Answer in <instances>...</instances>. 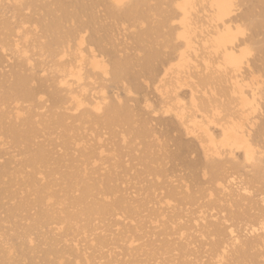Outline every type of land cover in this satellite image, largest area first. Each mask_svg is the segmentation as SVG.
Listing matches in <instances>:
<instances>
[{
  "label": "bare ground",
  "instance_id": "bare-ground-1",
  "mask_svg": "<svg viewBox=\"0 0 264 264\" xmlns=\"http://www.w3.org/2000/svg\"><path fill=\"white\" fill-rule=\"evenodd\" d=\"M151 2H153V5L150 4ZM248 2L250 4L253 3L254 6L248 8L245 13L242 11L244 13L243 15L242 13L241 14L238 13L241 9L240 5L242 3H243L242 5H244V3L246 4ZM260 4H264V0H0V78L1 77L3 78V79H0V90H2L1 97H0V106L3 107V105H6L5 103L7 102L14 104V108H13L14 111L12 113H9V115H10V119H12L11 117L13 116L14 121L16 120L18 121V119H20L19 117H21V115L23 114L20 108L25 106V105L23 106L22 104L24 103L32 104L33 102L37 103L38 100H41L42 102L43 100L42 98H44L42 96H45V95H43L44 93L41 92L42 89L40 88L45 87V86H44V82H42V79L41 81L40 79L38 80L37 78L38 73H34V70L38 68L40 70V74L48 76L49 77L48 81H51L53 83L51 86H46V89L50 87L54 88L53 91L49 92L47 96L49 97V100L51 101L49 103H52L51 104L52 107H54L55 109H60V110L64 109L65 112H68V113L70 112V115H74V116L76 113L82 112L81 115L79 114L80 116L78 115L79 117L76 118L77 120L75 119V121H78L77 123L83 122L86 119H90L88 121H91V120L93 121L91 122L93 124V127L98 125L99 127L100 126L104 127L103 131L104 129H109L108 131L113 132V130L111 129H113L114 127L116 128L121 125L129 127L131 125L133 121L131 116H133L132 113L134 112L132 110L133 109L132 106L130 107L128 102L129 101L132 102L133 100L135 101L134 104H136V100L133 99V95L143 92L144 86L142 85L144 82L146 83V85H148L147 82L150 83L152 81L153 83L152 82L151 83L154 85L153 91H155L156 95H158V97L156 98H158L159 101L157 100L158 104L157 105L155 104L158 107L156 109L153 106L150 107L149 102L147 103L148 100L146 99H145L146 101L143 100V102L145 103V107H147L146 109L150 111V108L153 107L152 108L153 111L148 112V114L158 113L157 114L158 117L160 114V117L158 118L159 120H161V123L159 122L160 126H162L161 124H163L164 126V123L166 124L167 122L171 121L173 123L171 124L173 126L174 124L175 125L177 124V126L181 128L180 130L183 131V134L188 136V138L190 137L191 140L192 139L196 140V142L199 145L200 151H201V156L202 158L205 159L203 160L207 164V167H205V170L208 169L209 172L207 173H210L207 175L208 176L211 175L212 176L211 178H213L216 183L213 182V180L211 179L212 182L216 186H218L217 191L219 192L216 193V191L214 190L215 191L214 193V191L212 190L211 192L214 193L212 195L216 196V200L219 197V196L217 197L218 194L222 195L220 196L221 198L219 197L220 199L217 200L218 203H220V201H223V200L225 201L227 199L228 200L230 199L232 200V202H229L231 204L233 203V199L235 200L236 198H240L237 200V202L239 200L242 201L241 203L246 202L244 200L249 199L250 196L254 198L250 193V191L252 192V190L254 189L251 186H249L251 182H249L250 184L248 185L245 183L246 181L244 182L243 178L246 176H244L243 178L236 177L235 174L239 176L240 174L238 173H240L241 171L238 173H235V170L236 171L240 170L239 168H241V165L243 168L245 167V168L253 169V171L256 174L255 180H254V183H255V181L257 180L256 177L260 176L262 173V172L260 173L261 168H259V166L261 165V163L264 162V161L262 162V159L264 160V151H263L264 149H262L264 145V111H263L264 108H262V106H264L262 104L263 103L262 101L264 99V96H263L264 95V78H262L264 76V7L260 8V11L257 15H255L256 13L254 12L255 10L254 8ZM162 5H165V7L161 8ZM238 7L239 9H237ZM236 12H237V15L239 14L238 16L236 15ZM151 15L153 16L155 15V17L157 16L158 20L156 22H153L155 20L152 21L153 16L151 17ZM240 22H242V24H240ZM126 24L129 26L128 29L130 28L132 30L133 28L137 29V31H131L129 34L130 41H132V43L136 47V52H137L136 55H128V54L121 55L122 53L120 54L119 46L121 45L122 42L120 43L121 39L119 38V36L120 35L122 36V32H125L128 30L124 27V25ZM164 29L167 30V32L163 34L162 31ZM257 36L258 38L259 36H261V39L256 38ZM159 38L162 39V41L165 44L163 45V48L167 47V50H168L169 46L170 47L173 46L172 47L173 49L170 48L171 52L173 50V55L170 53L171 57H168V59L166 58L163 59L164 54L166 55V53L164 52V54L162 55L163 52L161 51L162 52L161 53L158 50L159 43L157 41L159 40ZM255 38L258 39L259 41H256ZM174 43H177L178 46L175 47ZM14 60H15V65L13 66V63L11 61H14ZM10 62L12 63L13 67L11 66L12 67L11 73L9 71L8 73L9 77L6 78L2 75L3 74L2 70L6 67L4 64L6 63L7 65ZM107 84H109L110 86H108ZM35 85H38V86H35ZM109 87L111 88V91H112V92L110 91L111 95L109 93V90H110ZM184 87H186L185 89H188L187 90L188 92H186L187 101H184L185 98H183L182 96V94L184 95L185 93L181 92L182 97H180V93L178 95L179 90L181 88L183 90ZM107 89H108V92L106 91ZM112 89L114 90V92ZM40 95L42 96L40 97ZM138 101L139 100H137V103ZM41 104L42 106L44 105L43 107L45 108L46 103L42 102ZM41 104L39 106L43 108ZM27 108H24V109L27 110ZM3 113L1 112L0 116H3ZM64 114L54 113L52 114L51 118L49 116V120H47L48 122L46 121L47 123L46 122L44 123L46 125L48 124L49 126L54 127L53 129L57 127L58 129H62L64 132H73L75 130V127L73 128V126L71 127V125L69 126L67 124L68 122L66 121H68L67 119H69L70 117ZM156 114H154V116ZM161 115L165 116V117H162L163 120L167 116L168 118L167 120L169 121L166 120V122H163ZM33 116L37 117L36 115H33ZM171 118L173 119V121L170 120ZM31 120L33 121V117L31 118ZM143 122H146V121H143ZM148 122L150 123V121ZM169 124H166L165 126L168 127L167 125ZM33 125H34L33 122H30V120L25 121V122L23 121V124H21V126H17L15 122H13V123H9L5 125L6 127H3L2 131L4 135L9 137V139L12 141L14 146L15 145L18 146V144L19 145L26 144V143L28 144L30 139L35 135L36 130L34 128L35 125L34 126ZM146 125L143 126V128L137 130L136 133L133 132V135L135 134L137 138L146 137V135L149 134V133L147 134L148 128L145 129ZM172 131L174 132L173 129ZM112 134L114 135V133ZM120 135L122 136V134ZM123 137H124V134L121 138ZM99 138H101L100 135H99ZM150 138L152 137L150 136ZM76 139H74L75 141L73 139H70V140L68 139V140L69 142L70 141L72 142L73 140L74 144L71 142L70 143L74 146L75 142H77ZM98 139H96V136H95V140L99 144L102 141H98ZM124 139L126 138L124 137ZM82 141L80 140V142ZM69 142H67V139H66L63 143V146L61 145L62 148L63 149H65V147L67 148V146L69 145ZM178 142H182V141H178ZM178 142H176V144ZM82 143L87 144V143H84V141ZM82 143H78V145L79 144L83 145ZM0 145L2 146V143ZM99 146L101 147V144ZM68 147H71V145H69ZM148 147L150 148V146ZM148 147H145V148H148ZM178 147H180L181 151H183L182 149H187L188 145L178 143ZM42 148L43 147H40L35 152L28 154V157L26 159L23 156L24 161L23 160L21 161L19 159L20 161L18 162V164H20V169L17 168V170H21V168L23 170L24 168L25 170L26 168L27 169L30 168L33 170V173L25 174L26 179H25L24 184L25 186L27 185V187H32L35 189V194L33 195V197L35 198L30 202L31 204L28 201L29 199L28 200L23 199L21 200L20 203L17 202L16 205L7 209L6 211L7 217L5 218L6 219L7 218L8 219L17 218V214L19 212H22L26 208L28 209V206L31 207V205L33 206L36 205L39 211H37V213L35 212L36 214L34 215L36 216H33L35 218L32 219V225H30L25 230H23L21 234H17L18 235L17 238L20 240V243H18L17 245L6 247L5 246L6 242L9 239L6 241L5 239L7 238L4 239V237L1 236L3 232L0 234V264H17L12 256L13 251L19 254L20 258L27 259V260L29 259L30 261L31 260L33 261L32 257H30V254L35 249L33 250V248L30 246V244L33 243L32 242L33 240L31 241L30 234H32L33 231L39 228L42 230L43 227H47L48 229V226L50 227L51 225L55 226L54 229H50L53 233H51L49 230V232L53 234V236L46 237L45 239L43 238L44 239L43 244L44 246H46V248L41 251V262H42L41 264H59V263L62 264L64 262L63 261L64 257L68 258L70 257V255L71 257H73L74 260L72 259V262H70L71 260L70 261L65 260L64 264H81L82 262L84 264H99L98 262L102 261L101 259L103 258L104 255L101 257H96L93 253L92 254L87 253L88 250L96 247L93 244V242L96 241L95 239L87 238L89 239V242H88L89 244H87L88 246L84 248L83 246H80L81 244L79 245L78 241L75 239L73 240L65 239V237L67 238V236H69V233H70L69 231L73 229L71 228L72 224L76 226L77 223L78 222L80 223L82 221L81 219H83L85 221V222L83 221L85 225L84 226L80 225L81 230L84 233L88 230L92 234L94 231L97 230L93 226L94 217L102 218V217H105L106 215H109L110 217L111 214L112 216L113 215L118 216L119 213L123 216L124 214H128V216L130 217L129 214L134 216V212H136L138 208H136L137 206L133 207L132 205L133 203L132 204L127 203V201L123 199V197L122 199H116L111 202L107 200L105 201L106 197L110 196L109 194L113 196L114 194L112 195V193H115L116 195V192H117L115 190L116 188L114 187L115 188L114 189L113 186L111 187V185L109 184L111 182V178L109 177L111 174L108 172L109 174L103 176L104 178L97 181L98 183L92 182L90 184L87 182L86 183L82 182L83 185L81 184L82 186L80 185L81 188L78 190L79 195L77 194L78 195L77 197H72L70 199V202L72 204L69 202L71 204V207L73 206L74 209H75V206L83 207L84 205V207L80 211L75 212V213L73 212L69 213V211L67 210L68 212L66 211L67 213H65L63 211H54L52 210L53 208L50 209L48 202L51 200V197L46 196V191H48V189L50 190V185L41 186L42 183L39 185L38 182L40 181L37 180L38 178L36 179L38 175L41 176L42 174V173L40 174V172H37V167H40L43 164H46V162L48 163V160H49V155L45 152L46 149L44 150ZM84 148H87V147H84ZM84 148H81L82 149L81 153L83 152V154L81 155L85 158V160H88V162L85 161L84 163H82V165L85 164L84 166L86 167V163H90L91 161L89 160H93L95 157V154H97L99 150L96 149L97 153L95 154H94L95 149H94V152L93 151L91 152V150H89L90 153L86 152L85 154L84 151L86 150L83 151ZM67 149L69 150L70 148H67ZM101 149L102 148H100V150ZM104 151L101 150L97 154V156H99V159ZM181 151H179V153H181ZM177 152H178V149H177ZM185 152L183 151V155ZM237 154L239 155L238 157L241 158L242 160L241 164L234 163L230 167V164L234 162L236 158H238L236 156ZM181 155L182 153L180 154V156L178 155L179 159H181ZM224 157H225L224 160L226 161L228 158V163L227 162L224 163L225 161H222ZM102 158L104 159V156H102ZM0 159H2V157ZM7 160L11 161L10 158ZM7 160H5L6 162L5 165H1L2 163H0V189L4 185L3 186L4 188L2 187L3 188L2 193H0V210L3 206V203H2V200L4 198L2 197L4 195L3 192L9 194V191H11L10 187L12 183L11 184L9 183V181L11 180H9L8 183H6L7 185L3 183L5 176L9 172H11L9 174H12L13 176L14 173L12 172L15 170V169L14 170L12 169V171H10L9 166L7 168V165H9V162ZM97 160H98V157H97ZM229 160L232 162H230ZM82 161H84V159ZM178 161H181V160H178ZM183 161L184 160H182V167L188 169L189 172L186 169L187 173H189L188 175L192 174L193 172L196 173L195 170L198 169V166H199L198 164L201 163L200 165L201 167H203V164H202L203 161L199 163L196 162V164L193 162L191 164V162L189 163L187 161L188 163H185V166H183L184 165ZM100 162H102V160H100ZM14 164L16 165L15 161H14ZM101 165L103 164L101 163ZM17 166L19 167V165H16L15 167ZM92 166H93V163H92ZM226 166H229L231 170L230 171L227 170L226 172L225 169L227 168L229 169V167L225 168ZM147 167H144V168H146L147 171L149 169L148 173L149 175H152L150 173L152 172V170H150V167H148L147 169ZM203 169L200 168L199 172H203ZM83 170L84 172L87 171V167L86 168L83 167ZM23 173H20V174L23 175ZM152 173H155V172H152ZM246 173H245V175H247L246 178H248V173L247 174ZM9 174L7 176H9ZM251 174L253 175L254 173L252 172ZM262 174H263L262 176L264 177V172ZM196 176L199 177L198 174H196ZM189 177H191V175ZM17 178L19 177H16V179ZM78 178L79 177L75 173L66 175L65 180L68 181V184L66 183L67 186L64 189L63 194L65 196H68V193L73 192V190L76 188L75 186L78 185V183H76V181L79 180ZM249 178L253 179L254 177L251 176ZM258 179L259 180L256 182H260V177H258ZM195 180H198V179H195ZM245 180L248 181V179H245ZM190 181H192V179ZM162 184H165V183H162ZM248 186L251 188V190ZM153 187H154V184H153ZM175 188L174 189L172 188L173 191L171 190H168L169 192L167 191L168 193L166 195V199H167L166 201L163 200V203L162 201H159V203H156L158 205L160 204L159 206H161L162 208L163 206H165L164 207L165 209L168 208L167 210H169L168 212L170 213L174 212V208L177 209L175 206L173 207L172 204L170 205V201H169L175 197L176 195L175 193L179 195V192H177ZM99 189H102V191H99ZM76 190L77 189H75V191ZM151 190L152 189H150V191ZM93 191H97L98 193H100L102 197H104L103 201L95 200L94 202L87 203V200L92 195ZM257 191L258 190L256 188V192ZM154 192H155V188H154ZM152 193H153V190H152ZM209 193L208 194L206 193V195L207 196L210 195ZM154 194L155 193H153L152 196ZM260 194H258L259 200L256 203L259 206L260 205L262 206V212H260L261 215L260 214L256 215L255 218H252L253 215H250L252 217H248V218H252V219L250 221L248 220L246 221L248 224L245 222L246 225L244 224L245 228H243V233H241L242 231L237 233L238 231L237 230H236L237 232L234 231L235 230L234 227H232L233 230L229 229L228 238L225 240L222 239L223 232L221 230L223 228L221 229L220 222L221 220L227 219L225 218L226 216H223L224 218H221V220L217 218L220 221L218 222V220L217 221L215 220V217L217 216L215 214H212L214 215L212 216L214 219L211 217L212 218L211 220L217 222L216 226L219 224L220 229L218 226L215 227V225L214 226L208 225L206 223V218L208 216L205 217L206 216L205 211L204 212L202 211L203 213L201 212L202 214L200 213L201 215L196 220L194 218V221H195L193 222L194 227L196 228L199 227L198 229L200 233L201 231H204L203 229H205V232L203 233H205L207 236H208V233L212 231L211 233H213L214 235L210 233L209 236L212 235L211 237H217L218 241H216L213 244L211 243V245H209L211 246V250L210 251L206 250V252H212L213 256L209 254L210 255L209 257L216 260L212 264H225V261L227 262L230 261V259L228 260L227 258L229 256H231V258H233L234 261L236 259L243 260L244 255L246 256L245 257L246 259L250 255L247 256L246 254L247 252L245 253V251H247L248 249L249 250L258 249L259 246H261L264 243V208H263L264 207V194L263 192L261 195ZM11 197H14V194ZM64 198L66 199V197ZM183 198H184L183 200H185L187 197L185 198L184 196ZM5 199L6 197L4 198V200ZM191 200H193V198ZM251 200L253 201V204L251 205L254 207V205L256 204L255 203L256 200H253V199ZM213 201L211 202L215 203V201L214 202ZM224 203H228V201ZM11 204H13V202ZM237 204L239 205L240 208H242L243 206L242 204L240 203H237ZM233 206H235L234 203H233ZM161 207H158V209ZM27 209L24 210L23 213L27 211ZM30 209H32V207ZM250 209H253V208L250 207ZM160 210L162 209H159L155 213L156 217L158 218L165 217V210H162L164 211L163 213ZM195 210H197V208ZM251 211L254 212V209ZM168 212L167 214H169ZM222 212L223 210L220 213ZM175 217L170 218L171 219L170 225H174L175 222H178V221L180 222V219L183 216L178 217V218L177 216ZM122 219L123 220L127 219V216L126 218H122ZM227 220H224V221H227ZM233 220H234V217H233ZM155 221L157 222V220H154V222ZM199 222H201L202 224H200ZM221 223L223 224V221ZM119 224H118V227L121 226ZM59 225H62V226H59ZM63 225H66L68 227L67 236H66L67 230L63 227ZM200 226H201V229L203 228L202 230H200ZM230 226H233V225L230 224ZM230 226L229 228H231ZM211 227H213V230L209 231V228ZM184 228L187 229L186 227ZM61 229L64 230L65 237H63L64 234L60 232ZM183 229L181 231L178 229L179 236H184V232L188 231L189 228L187 230L184 229L185 231ZM226 229L228 230L227 227ZM77 230H79V228H77ZM57 231H59L60 234L62 233L63 236L58 235ZM46 232L48 233L47 230ZM180 232H182L183 234L182 233L180 234ZM47 233L45 234V236L47 235ZM203 233H201V235H204ZM4 235L6 237L5 233ZM59 237L60 238L63 237V238L60 239ZM196 238H198V235ZM127 239H129V237ZM199 239L201 238L199 237ZM104 240L105 239L103 238L98 239V241H96L97 242L96 245H98L99 247H106V244H105L106 241ZM135 240H132L130 238V240L126 241V244L128 246H132V244L134 245V243H136ZM136 247L137 246H135V248ZM130 248L128 247V249ZM163 248H164L163 250H166V251L170 250L169 241H167L163 245ZM131 249L136 250L133 247ZM132 250L131 251L129 250V251L132 252ZM129 251L128 253H130ZM261 253H259V255H261ZM119 255L118 257L120 258ZM132 255L133 257L136 256L133 253H131V256ZM136 258L137 257H135L134 259L130 258L131 261H129V263L137 264V260H135ZM252 258L254 259V257ZM204 259H206V257ZM109 260H112V259H109ZM254 261L256 260H253V262ZM123 263H124V260H123ZM103 264H106V263H103Z\"/></svg>",
  "mask_w": 264,
  "mask_h": 264
},
{
  "label": "rangeland",
  "instance_id": "rangeland-1",
  "mask_svg": "<svg viewBox=\"0 0 264 264\" xmlns=\"http://www.w3.org/2000/svg\"><path fill=\"white\" fill-rule=\"evenodd\" d=\"M151 5H153V2H151L150 3ZM243 4V3H242ZM240 5L241 6V9H240V11L238 12V13H242V15L246 12V10L248 9V8H250V7H252V6H254L253 5V3H244V5ZM249 4V5H248ZM238 5V6H239ZM248 5V6H247ZM162 7H165V5H162L161 6V8ZM243 7V8H242ZM246 7V8H245ZM264 7V4H260V5H258L257 7H255L254 9V12L256 13H254L255 15H257L258 13H259V11H260V8H263ZM245 8V9H244ZM237 9H239V7L237 8ZM243 9V10H242ZM244 13H243V12ZM236 15H237V12H236ZM239 15V14H238ZM237 15V16H238ZM153 15H151V17H152ZM241 16V15H240ZM155 15L152 17V21L153 20H155V21H153V22H156L158 19H157V16L155 17ZM240 24H242V22H240ZM128 25L126 24V25H124V27L126 28V29H128L129 28V26L127 27ZM133 28V27H132ZM131 31H137V29H135V28H133V30L130 28V29H128L127 31H125V32H122V36L120 35L119 36V38L121 39V41H120V43H121V45L119 46V50H120V54L121 55H136L137 54V52H136V47H135V45L132 43V41H130V37H129V34H130V32ZM127 32V33H126ZM163 32V34L165 33V32H167V30H163L162 31ZM124 34V35H123ZM127 37V39H126V37ZM256 38H258V36L256 37ZM255 38V40L256 41H259L258 39L260 38L261 39V36H259V38L258 39H256ZM123 40V41H122ZM124 40H126V41H124ZM160 40V41H159ZM159 40L157 41L159 44H158V50L162 53V55L164 54V52L166 53V55L164 54V57H163V59L164 58H166V59H168V57H171V54L173 55V50H172V52H171V50H170V48H172V47H170L169 46V49L167 50V47H165V48H163V45H165L164 44V42L162 41V39H160L159 38ZM161 42V43H160ZM162 44V45H161ZM124 45V46H123ZM174 45H175V47H177L178 45H177V43H174ZM121 47V48H120ZM125 47V48H124ZM174 47V48H175ZM127 48V49H126ZM162 48V49H161ZM164 49V50H163ZM173 49V48H172ZM125 50V51H124ZM122 51V52H121ZM171 53V54H170ZM255 55H256V53H255ZM165 59V60H166ZM12 63H13V66L15 65V60L14 61H11ZM10 62V63H11ZM10 63H8L7 65H6V63L4 64L6 67V69L4 68L3 70H2V75L4 76V77H6V78H8L9 76H8V73H9V71H10V73H11V68L13 67L12 66V63L10 64ZM12 66V67H11ZM4 67V66H3ZM10 68V69H9ZM26 69V68H25ZM6 70V71H5ZM27 70V69H26ZM25 70V71H26ZM28 73V72H27ZM34 73H38L37 74V78H38V80L40 79V81H41V79H42V82H44V86L45 87H42V88H40V89H42V91L41 92H43L44 94L43 95H45V96H42V95H40V97L42 96V97H44V98H42L43 100H42V102H45L46 104H45V108L42 106V102H41V100H38V102L41 104V106L43 107V108H41L39 105V103L37 102H33L32 104H22L24 107H21L20 109H21V112L23 113L22 115H21V117H19L20 119H18V121L16 120V121H14V119H13V116H12V114H11V118L12 119H10V115H9V113H12L13 111H14V104H12V103H10V102H7V103H5L6 105H3V107H1L0 106V113L2 112H4L3 113V116H0V125H1V127H0V144L2 143V146L0 145V158L2 157V159H0V163H2L1 165H5V160H7V159H9L10 158V160L11 161H9V160H7L8 162H9V165H7V168H8V166L10 167V171H12V169L15 171H13L12 173H14V175L12 176V174H9V173H11V172H9L8 174H9V176H5V179H4V182L3 183H5V185H7L6 183H8V181L9 180H11V181H9V183L11 184V191H9V194L8 193H4L3 192V196H2V194H1V196L2 197H6V202H5V200H4V198H3V200H2V203H3V206H2V208H1V210H0V220H1V222H0V228L2 229V231H1V229H0V234H1V236L2 237H4V239L5 238H7V239H5L7 242H6V247L8 246H12V245H17L18 243H20V240L17 238L18 237V235L17 234H21L22 233V231L23 230H25L27 227H29L30 225H32V219H34L35 217H33V216H36V215H34V214H36L37 213V211H39L38 210V207H36V205H31V207H32V209H30L31 207L30 206H28V209H27V211H25L24 213H23V211L24 210H26V209H24L22 212H19L18 214H17V218H12V219H6L5 217H7V213H6V211H7V209H9V208H11V207H13L14 205H16L17 204V202L18 203H20L21 202V200H23V199H29L28 201H29V203L35 198V197H33V195L35 194V189L34 188H32V187H27V185L25 186V184H24V182H25V177H26V173L28 174V173H33V170L32 169H30V168H26V170H25V168H24V170L21 168V170H17V168L18 169H20V164H18V162L21 160H23L24 161V158L26 159L27 157H28V154H31V153H33V152H35L38 148H40V147H43L42 149H46L45 150V152L49 155V160H48V163L46 162V164H43L42 166H40V167H37V172H40V174H41V176L40 175H38L37 177H36V179L38 180V181H40V182H38V184L40 185L41 183V186H43V185H50V190L48 189V191H46V196H49V197H51V200L48 202V204H49V208L51 209V208H53L52 210H54V211H63V212H65V213H67L68 211H69V213L70 212H73V213H75V212H78V211H80L83 207H84V205H83V207L82 206H75V209H74V207L72 206L71 207V202H70V199L72 198V197H77L78 195H79V189L81 188V186L83 185V183L85 182H87V183H92V182H96V183H98L97 181H99L100 179H102V178H104L103 176H105V175H108L109 173L111 174L109 177L111 178V182L109 183L110 185H111V187L113 186V188L117 191L116 192V195H115V193H112V195L113 196H111V194H109L110 196L107 198L106 197V199H105V201L107 200V201H109V202H111V201H113V200H116V199H122V197H123V199H125L126 201H127V203H130V204H132L133 205V207H135V206H137L136 208H138L137 209V213L136 212H134V216H132L131 214H129L130 215V217L128 216V214H124V216L123 215H121L119 212V214H118V216H112V214L110 215V217H109V215H106L105 217H94V219H93V226H94V228H96L97 230L96 231H94L92 234H91V232L90 231H86L85 233L81 230V226H84L85 225V221L83 220V219H81L80 221V223L78 222L77 223V225L75 226L74 224H72V227L71 228H73L72 230H70L69 232L71 233H69V236H67L68 234V227L66 226V225H63V227L67 230H65L63 227V229L66 231V236H67V238L65 237V234H64V230L63 229H61L60 230V232H62L63 234H64V236L62 235V233L60 234V232L59 231H57L58 232V235H62L63 237H65V239H71V240H73V239H75V240H77L78 241V243H79V245L80 246H83V248L84 247H87L88 245L87 244H89L88 242H89V239H87V238H92V239H95L96 241H98V239H105L104 241H106L105 242V244H106V247H99L98 245H96L97 244V242L95 241V242H93V244L96 246L95 248H93V249H90V250H88L87 251V253L88 254H94L96 257H101V256H103V258L104 257H106V258H102L101 260L102 261H99L98 263L99 264H103V263H106V264H108V262H109V264H114L115 262H117L118 260V262L117 263H115V264H130L129 263V261H131V259H134L135 257H137L135 260H137V264H203V263H205V264H212L214 261H216V260H214L213 258H211V257H209L210 255L211 256H213V253L212 252H206V250L207 251H210L211 250V246H209V245H211V243L213 244V243H215L216 241H218L217 240V237H211V236H209L210 235V233L212 232V231H210V230H213V227H211V228H209V233H208V236L205 234V233H203V232H205V229H203L204 231H201V233H203L204 235H201V233L199 232V227L198 228H196V227H194V223L193 222H195L194 221V218H195V220L205 211V214H206V216H205V214H204V216L205 217H207L206 218V223L208 224V225H215V227H219L220 225L218 224L217 226H216V223L217 222H215V221H213V220H211L213 217L212 216H214V215H212V214H215L217 217H215V220L217 221L218 219L217 218H219L220 220H221V218H224L223 216H226L225 218H227L228 220H229V222H228V220L227 219H224V220H227V221H224V220H221V222L223 221V224L218 220V222H220V224H221V231L223 232V237H222V239H227L228 238V233H229V229H231V230H233L232 229V227H234V231H236L237 233H239V232H241V233H243V228H245V222L248 220V221H250L252 218H255V216L256 215H261V213L260 212H262V206L260 205H258L256 202L259 200L258 198V194H262V192H263V194H264V191H262V190H264V177L262 176L263 174V172H264V165H263V159H262V162L263 163H261V165L259 166V168H261V170H263V171H261L260 170V173H261V175L260 176H257L256 177V181H258L259 179H258V177H260V182H256L255 181V183H254V180H255V176H256V174H255V172L253 171V169H249V168H243L242 167V165H241V168H239L240 170H235V173H238V172H240V173H238V174H240L239 176H237V174H235L236 175V177H240V178H243L244 176H246L247 177V175H245V173L247 172L248 173V178H246V177H244L243 178V180H244V182L248 185V184H250L249 182H251V184L249 185V186H251L254 190H252V192L250 191V193H251V195L254 197V198H252L251 196H250V198L249 199H247V200H244V201H246V202H243V203H241L242 201H238L237 202V200L238 199H240V198H236L235 200L233 199V203H234V205L235 206H233V203H231L232 204V206H231V204L229 203V202H232V200H223L224 202H226V201H228V203H224L223 201H220V203H218V201L217 200H219L221 197L220 196H222L221 194L219 195H217V200H216V196H214V195H212V194H214L215 193V191H216V193H218L219 191H217L218 190V186H216L213 182H215L214 181V179L213 178H211L212 176L210 175V176H208L207 174H210V173H207V172H209V170L208 169H206V170H208V171H206L205 170V167H207V164H206V162H204V158H202V156H201V151H200V148H199V145H198V143L196 142V140H194V139H192L191 140V138L189 137L188 138V136H186L185 134H183V131H181L180 129L181 128H179L178 126H177V124L175 125L174 124V126L172 125L173 123L171 122V121H169V120H167L168 118H167V116H166V118L163 120V118L162 117H165V116H162L161 115V118H162V121L163 122H166V120L167 121H169V122H167L166 124H169V125H167L168 127H166L165 125V123H164V126H163V124H161L162 126H160V123H161V120H159L158 118L160 117V114H159V117H158V113L156 114V113H154V114H156L155 116H154V114H148V112H152L153 111V107H155L156 109L158 108L156 105L158 104L157 103V100L159 101V99L158 98H156V97H158V95H156V93H155V91H153V82L150 84L149 82H147L148 83V85H146V83H145V85H146V87H145V85H144V83H143V85L142 86H144V90H143V92H140L139 94H136V95H133V99L134 100H136V104H138V105H136V104H134L135 103V101H133L132 100V102L131 101H129L128 103H129V106L131 107L132 106V108H130V109H132L133 110V112L134 113H132V115L133 116H131L132 117V119H133V121H132V123H131V125L129 126V127H127V126H118V127H114L113 129H111V130H113V132H110V131H108L109 129H104V131H103V128L104 127H102V126H94L93 127V124L91 123V122H93L92 120L91 121H88V120H90V119H86L85 121H83V120H81V121H83V122H80V123H77L78 121H75V119L77 118V117H79L80 115H81V113L82 112H80V113H76L75 114V116L74 115H70V112L68 113V112H65V110L64 109H55L54 107H52V103H49V102H51L50 100H49V97H47L48 96V93L49 92H51V91H53V89L54 88H52V87H50V88H48V89H46V86H51L53 83L51 82V81H48L49 80V77L48 76H46V75H41L40 74V70L38 69V68H36L35 70H34ZM5 74V75H4ZM6 74H7V76H6ZM10 75V74H9ZM41 75V76H40ZM262 78H264V76L262 77ZM0 79H3L2 77L0 78ZM263 80V79H262ZM50 83V84H49ZM141 83V84H142ZM108 86H110L109 84H107ZM35 86H38V85H35ZM44 88V89H43ZM143 88V87H142ZM186 87H184V91L182 90V88L179 90V92H178V95H179V93H180V97H182L183 96V98H185L184 99V101H187V93L186 92H188L187 90L188 89H185ZM49 89H51V90H49ZM109 93H110V91H111V88L109 87ZM46 90V91H45ZM113 90V89H112ZM141 90V91H142ZM1 92H0V97H1V93H2V90H0ZM107 92H108V89L106 90ZM149 91V92H148ZM151 91V92H150ZM112 92V91H111ZM113 92H114V90H113ZM185 93L184 95L182 94V93ZM118 93H120V92H118ZM142 93V94H141ZM144 94V95H143ZM154 94V95H153ZM181 94H182V96H181ZM109 95V94H108ZM110 95H111V93H110ZM156 95V96H155ZM264 96V95H263ZM154 97H155V99H154ZM140 98V99H139ZM148 100L147 101V103L149 102V104H150V107L151 106H153L152 108H150V111L148 110V109H146L147 107H145V103L143 102V100L144 101H146V100ZM137 100H139L138 101V103H137ZM263 103V105H264V99H263V101H262ZM154 103V104H153ZM36 104H37V106H36ZM156 104V105H155ZM29 105H30V107H29ZM29 108V110H28V108ZM48 107V108H47ZM140 107V108H139ZM145 109H144V108ZM3 108V109H2ZM22 108H23V110H22ZM24 108H27V110H25ZM38 108H40V109H38ZM53 108V109H52ZM155 108H154V110H155ZM262 108H264V106H262ZM33 109V110H32ZM43 109V110H42ZM136 111H135V110ZM50 110H52V111H50ZM55 110V111H54ZM60 110V111H59ZM26 111H28V112H26ZM40 111V112H39ZM47 111V112H46ZM63 111V112H62ZM81 111H83V110H81ZM264 111V110H263ZM31 112V113H30ZM50 112V113H49ZM132 112V111H131ZM6 113H8V114H6ZM26 113V114H25ZM28 113V114H27ZM54 113H56V114H64V115H66V116H69V117H67V118H69V119H67L68 121H66V122H68L67 124L70 126L71 125V127L73 126V128L75 127V132L73 131V132H64L62 129H58L57 127H55V129H53L54 127H51V126H49L48 124L46 125L44 122H46L47 120H49V116H50V118L52 117V114H54ZM66 113H68V114H66ZM137 113V114H136ZM145 113V114H144ZM6 114V115H5ZM36 115L37 117H35V116H33V115ZM47 116H46V115ZM80 114V115H79ZM143 114V115H142ZM147 114V115H146ZM1 115V114H0ZM9 115V116H8ZM32 115V116H31ZM42 115H43V117H42ZM79 115V116H78ZM137 116V117H136ZM148 116V117H147ZM33 117V121L31 120V118ZM41 117V118H40ZM46 117V118H45ZM73 117V118H72ZM147 117V118H146ZM169 117V116H168ZM44 120H43V119ZM72 118V119H71ZM152 118V119H151ZM160 118V119H161ZM170 118V117H169ZM71 119V120H70ZM157 119H158V121H157ZM5 120V121H4ZM28 120H30V122H33V124L35 125H33L34 126V128H35V130H36V133H35V135L30 139V141H29V143L27 144H18V146H14L13 145V143H12V141L9 139V137H7L6 135H4L3 134V131H2V128L3 127H6L5 125H7V124H9V123H13V122H15V124L17 125V126H21V124H23V121L25 122V121H28ZM40 122H39V121ZM77 120V119H76ZM138 122H137V121ZM170 120H172L173 121V119L171 118ZM35 121V122H34ZM72 121V122H71ZM87 121H88V123H87ZM135 121V122H134ZM142 121V122H141ZM143 121H146V122H143ZM148 121H150V123L148 122ZM48 122V121H47ZM46 122V123H47ZM86 124H85V123ZM141 122V123H140ZM153 122V123H152ZM157 122V123H156ZM160 122V123H159ZM162 122V123H163ZM82 123H84V124H82ZM147 123H149V124H146ZM159 123V124H158ZM172 123V124H171ZM76 124V125H75ZM151 124H153V125H151ZM157 124V125H156ZM37 125V126H36ZM75 125V126H74ZM142 127H141V126ZM146 125V127H145V129L146 128H148V131H147V134L148 135H146V137H136L135 136V134L133 135V132L134 133H136V131L137 130H139V129H141V128H143V126H145ZM83 126V127H82ZM156 128H155V127ZM172 126V127H171ZM50 129H49V128ZM86 127V128H85ZM138 127V128H137ZM161 127V128H160ZM175 127V128H174ZM79 130H78V129ZM100 128V129H99ZM128 128V129H127ZM134 128V129H133ZM165 128V129H164ZM178 128V129H177ZM39 129V130H38ZM58 129V130H57ZM82 129H83V131H82ZM96 129V130H95ZM102 129V130H101ZM116 129V130H115ZM136 129V130H135ZM154 129V130H153ZM170 131H169V130ZM172 129L174 130V132L172 131ZM176 129V130H175ZM42 130V131H41ZM78 130V131H77ZM133 130H135V131H133ZM151 130V131H150ZM158 130V131H157ZM163 132H165V133H163ZM167 130V131H166ZM108 131V132H107ZM115 131V132H114ZM117 131V132H116ZM129 131V132H128ZM178 131H180V132H178ZM38 132V133H37ZM154 132V133H153ZM166 132H168V133H166ZM69 133H70V135H69ZM78 133V134H77ZM80 133V134H79ZM85 133V134H84ZM87 133V134H86ZM92 133H94V134H92ZM102 133V134H101ZM112 133H114V135L112 134ZM119 133V134H118ZM152 135H151V134ZM157 133V134H156ZM77 134V135H76ZM91 134V135H90ZM108 134V135H107ZM120 134H122V136H123V134H124V137L126 138V139H124V137L123 138H121L122 136L120 135ZM99 135L101 136V138H102V140H101V138H99ZM126 135V136H125ZM64 136H65V138H64ZM74 136H75V138H74ZM83 136V137H82ZM86 136V137H85ZM95 136H96V139H98V141H102L101 143H99L98 144V142L95 140ZM97 136H98V138H97ZM149 138H148V137ZM150 136L152 137V138H150ZM183 136V137H182ZM71 137V138H70ZM79 137H81V138H79ZM77 138V139H76ZM79 138V139H78ZM4 139V140H3ZM7 139V140H6ZM9 139V140H8ZM56 139V140H55ZM67 139V142H69V140L70 139H76V141L77 142H75V145H77V146H79V147H77V146H73L71 143H73V140H72V142L70 143L69 142V145H71V147H68L67 146V148H70L69 150L65 147V149H63L62 148V146H63V143H64V141ZM69 139V140H68ZM92 139V140H91ZM135 139V140H134ZM154 139H155V141H154ZM189 139H190V141H189ZM80 140L82 141H84V143H87V144H83L82 142H80ZM182 141V142H178V141ZM194 140V141H193ZM75 141V140H74ZM79 141V142H78ZM86 141V142H85ZM89 141V142H88ZM91 141V142H90ZM174 141V142H173ZM124 142V143H123ZM176 142H178V143H182V144H185V145H188V148L187 149H182L184 152H185V150H186V152L184 153V155H183V151H181V148L180 147H178V143L176 144ZM5 145H4V144ZM10 143H11V145H10ZM77 143V144H76ZM78 143H82L83 145H78ZM74 144V143H73ZM101 144V147L99 146ZM108 144V145H107ZM110 144V145H109ZM4 145V146H3ZM62 145V146H61ZM91 145V146H90ZM103 145V146H102ZM150 146V148L148 147V146ZM7 148H6V147ZM9 146V147H8ZM20 146V147H19ZM107 146V147H106ZM261 146V145H260ZM45 147V148H44ZM72 147H73V149H72ZM75 147H77V148H75ZM84 147H87V148H84ZM89 147V148H88ZM91 147V148H90ZM97 147H99V148H97ZM145 147H148V148H145ZM178 147V148H177ZM262 147V146H261ZM14 148H16V149H14ZM62 148V149H61ZM81 148H84L83 149V151L84 150H86V151H84V153L86 154V152H88V153H90L89 152V150H91V152L93 151L94 152V149H95V152H94V154L95 153H97L96 152V149L97 150H99V151H101V150H105L106 151V153H105V151L102 153V155L100 156V159H99V156H97V154L99 153V151H98V153L97 154H95V157H96V159H95V157H94V162H93V160H89V161H91L90 163H86V167H87V171H85L84 172V170H83V167L84 168H86L84 165H82V163H84L85 161H87L88 162V160H85V158L81 155V154H83V152L81 153ZM100 148H102L101 150H100ZM176 148V149H175ZM11 149V150H10ZM61 149V150H60ZM93 149V150H92ZM177 149H178V152H177ZM180 149V150H179ZM198 149V150H197ZM262 149H264V145H263V148ZM262 149H261V151H262ZM4 150V151H3ZM10 150V151H9ZM75 150V151H74ZM80 152H79V151ZM8 151V152H7ZM13 151H14V153H13ZM149 151V152H148ZM179 151H181V153H182V155H181V159H179L178 158V155L180 156V154L181 153H179ZM193 151V152H192ZM264 151V150H263ZM75 154H74V153ZM174 152V153H173ZM178 154H177V153ZM188 152V153H187ZM192 152V153H191ZM7 153V154H6ZM13 154V155H12ZM22 154V155H21ZM104 154V155H103ZM175 154H177V155H175ZM199 154H200V156H199ZM9 155V156H8ZM12 156V158L14 157V156H16V155H18V156H16V157H14L13 159H14V161H15V163H16V165H19V167L17 166V167H15L16 165L14 164V161H13V159L11 158V156ZM82 157H81V156ZM8 156V157H7ZM23 156H24V158H23ZM102 156H104V159L102 158ZM115 156V157H114ZM173 156H175V157H173ZM177 156V157H176ZM237 157L239 156L238 154L236 155ZM79 157V158H78ZM97 157H98V160H97ZM114 157V158H113ZM183 157V158H182ZM4 158V159H3ZM107 158H109V159H107ZM175 158H177L178 160H181V161H178L177 159H175ZM227 158V157H226ZM20 159V160H19ZM84 159V161H82ZM204 159V160H203ZM225 159V157L223 158V160L222 161H225L224 163H228V158H227V161L226 160H224ZM239 161H238V160ZM75 160V161H74ZM100 160H102V162H100ZM108 160V161H107ZM182 160H184L183 162H184V165L183 166H185V163H190L191 162V164H192V162L193 163H195L196 164V162H202V164H203V167H204V169H203V167H201V163L200 164H198L199 166H198V169H196L195 171H196V173L195 172H193L192 174L194 175H192V174H190L191 175V177H189L190 175H188L189 173H187V171H188V169L187 168H184V167H182ZM58 161V162H57ZM103 161H104V163H103ZM105 161H106V163H105ZM188 161V162H187ZM221 161V160H220ZM221 161V162H222ZM230 161V160H229ZM241 158H236V160L234 161V162H232V161H230V162H232L231 164H230V167H231V165L232 164H241ZM180 162V163H179ZM4 163V164H3ZM12 163V164H11ZM92 163H93V166H92ZM94 163H95V165H94ZM101 163L103 164V165H101ZM116 163V164H115ZM8 164V163H7ZM88 164H90V165H88ZM143 164V165H142ZM11 165V166H10ZM89 167H88V166ZM101 165V166H100ZM83 166V167H82ZM91 166V167H90ZM105 166V167H104ZM150 167V170H152V172H155V173H152V172H150L152 175H149V173H148V171H149V169H148V167ZM99 167V168H98ZM102 167V168H101ZM115 167V168H114ZM144 167H147V169H148V171L146 170V168H144ZM227 167H229V166H226L225 168H227ZM229 167V169L227 168V169H225L226 170V172H227V170L228 171H230L231 170V168ZM40 168V169H39ZM184 168V169H183ZM203 169V172H199L200 170L199 169ZM101 169V170H100ZM186 169H187V171H186ZM9 170V169H8ZM178 170V171H177ZM206 172H205V171ZM250 170H251V172H250ZM17 171H19L20 173H23V171H24V173H23V175L22 174H20L19 172H17ZM174 171H175V173H174ZM183 173H182V172ZM202 171V170H201ZM233 171V170H232ZM109 172V173H108ZM145 172V173H144ZM161 172V173H160ZM189 172V171H188ZM254 173L253 175L251 174V173ZM36 173V172H35ZM73 173H75L79 178V180L78 181H76V183H78V185H76L74 188L75 189H77L76 191H75V189L73 190V192H69L68 193V196H65L63 193H64V189L66 188V183L68 184V181L67 180H65V177H66V175H69V174H73ZM83 173V174H82ZM84 173H85V175H84ZM241 173H242V175H241ZM246 173V174H247ZM162 174V175H161ZM174 174V175H173ZM196 174H198L199 175V177L198 176H196ZM203 174V175H202ZM204 174H205V176H204ZM223 174H225V173H223ZM10 175H11V177H10ZM19 175V176H18ZM249 175H251L252 177H254L253 179L252 178H249V177H251V176H249ZM21 176V177H20ZM171 176V177H170ZM172 176H174V177H172ZM183 176V177H182ZM223 176V175H222ZM242 176V177H241ZM8 177V178H7ZM15 179H14V178ZM16 177H19V178H17L16 179ZM196 177V178H195ZM204 177V178H203ZM208 177V178H207ZM45 178V179H44ZM168 178V179H167ZM173 178V179H172ZM175 178V179H174ZM176 178H178V179H176ZM182 180H181V179ZM193 178H195V179H198V180H195V179H193ZM188 179V180H187ZM192 179V181H190ZM213 180V182H212V180ZM245 179H248V181L247 180H245ZM250 179H251V181H250ZM16 182H15V181ZM18 180V181H17ZM178 180H180V181H178ZM208 180V181H207ZM242 180V179H241ZM242 180V181H243ZM252 180H253V182H252ZM156 181V182H155ZM166 181H167V183H169V184H167L166 183ZM171 181V182H170ZM206 181V182H205ZM83 182V183H82ZM180 184H179V183ZM209 182V183H208ZM211 182V183H210ZM248 182V183H247ZM18 183V184H17ZM46 183V184H45ZM162 183H165V184H162ZM174 183V184H173ZM216 183V182H215ZM258 185H257V184ZM10 184H9V186H10ZM23 184V185H22ZM82 184V185H81ZM153 184H154V187H153ZM168 185V187H167V185ZM173 184V185H172ZM219 184V183H218ZM217 184V185H218ZM81 185V186H80ZM152 187H151V186ZM170 185V186H169ZM211 185V186H210ZM4 186V185H3ZM2 186V187H3ZM150 186V187H149ZM164 186V187H163ZM173 186V187H172ZM177 186V187H176ZM216 186V187H215ZM248 186V187H249ZM1 187V191H0V193H2V189L4 188H2ZM6 187V186H5ZM101 187V186H100ZM176 187V188H175ZM184 187V188H183ZM209 187V188H208ZM212 187V188H211ZM9 188V189H10ZM102 188V187H101ZM154 188H155V192H154ZM163 188V189H162ZM175 188L176 190H177V192H179V195L177 194V193H175L176 195H175V197L172 199V200H169L170 201V205L172 204V206L174 207H176L177 209H175L174 208V212H168L169 210H167V209H165L164 207L165 206H163V208L161 207V206H159L158 204H156V203H159V201H162V203H163V200H167L166 199V195H167V193L169 192L168 190H171V191H173V189ZM207 188V189H206ZM250 188V187H249ZM256 188H257V192H256ZM150 189H152L153 190V193H155L153 196H152V190L150 191ZM161 189V190H160ZM188 189V190H187ZM62 190H63V192H62ZM163 190V191H162ZM204 192H203V191ZM214 191V193H212L211 191ZM250 190H251V188H250ZM77 191H78V193H77ZM99 191H102V189H99ZM168 191V192H167ZM10 192H11V194H10ZM12 192H14V193H12ZM60 192V193H59ZM210 192V193H209ZM95 195H94V194ZM187 193V194H186ZM206 193L208 194H210V195H206ZM13 194H14V197H11V196H13ZM73 194V195H72ZM78 194V195H77ZM188 195V196H190V197H188V196H186V195ZM254 194V195H253ZM260 194V195H261ZM204 195H205V197H204ZM185 196V200H183L184 197ZM201 198H200V197ZM9 197V198H8ZM11 197V198H10ZM16 197H18V198H16ZM55 197V198H54ZM64 197H66V199L64 198ZM153 197H155V198H153ZM62 198V199H61ZM94 198V199H93ZM103 198L104 197H102V195L100 194V193H98L97 191H93L92 192V195L88 198V200H87V203H91V202H94L95 200L97 201H103ZM193 198V200H191V199ZM206 198V199H205ZM12 199V200H11ZM14 199V200H13ZM90 199V200H89ZM205 199V200H204ZM208 199V200H207ZM243 199H245V198H243ZM251 199H253V200H256L255 201V205H254V207L251 205V204H253V201L251 200ZM10 200V201H9ZM69 200V201H68ZM177 200V201H176ZM200 200V201H199ZM215 201V203H212L211 201ZM241 200H242V198H241ZM250 200H251V202H250ZM172 201V202H171ZM183 201V202H182ZM213 201V202H214ZM217 201V202H216ZM237 202V203H240V204H242L241 206H242V208H240L239 207V205L237 204V203H235V202ZM13 202V204H11ZM63 202H65V203H63ZM71 204H70V203ZM152 202H154V203H152ZM224 204H223V203ZM5 203V204H4ZM185 203V204H184ZM259 203V202H258ZM31 204V203H30ZM62 204V205H61ZM153 204H155V205H153ZM220 204V205H219ZM228 204V205H227ZM238 206H237V205ZM244 204H246V205H244ZM63 205H64V207H63ZM67 205V206H66ZM69 205V206H68ZM142 205V206H141ZM163 205V204H162ZM199 205V206H198ZM257 205V206H256ZM167 206V205H166ZM213 206V207H212ZM257 207V209H256V207ZM259 206V207H258ZM34 207V208H33ZM67 209H66V208ZM77 207V208H76ZM140 207V208H139ZM158 207H161V208H159V209H162V210H165V217H156V215H155V213L159 210L158 209ZM181 207H183V208H181ZM250 207H252L253 209H254V212L253 211H251V210H253V209H250ZM71 209V210H69V209ZM180 208V209H179ZM185 208V209H184ZM197 208V210H195ZM247 208H248V210H247ZM264 208V207H263ZM31 211H30V210ZM35 209V210H34ZM187 209V210H186ZM190 209V210H189ZM200 209V210H199ZM212 209V210H211ZM250 209V210H249ZM256 209V210H255ZM34 210V211H33ZM68 210V211H67ZM139 210V211H138ZM155 210V211H154ZM162 210H160V211H162ZM176 210H177V212H176ZM223 210V212H225V213H220L221 211ZM67 211V212H66ZM154 211V212H153ZM159 211V212H160ZM173 211V210H172ZM183 211H184V213H183ZM203 211V212H202ZM250 211V212H249ZM258 211V212H257ZM36 212V213H35ZM164 211H162V213H163ZM167 212L169 213V214H167ZM188 212V213H187ZM202 212V213H201ZM214 212V213H213ZM5 213V214H4ZM20 213H21V215H20ZM161 213V212H160ZM174 213V214H173ZM180 213V214H179ZM190 213V214H189ZM201 213V214H200ZM209 213V214H208ZM246 214V215H244V214ZM2 214V215H1ZM136 214V215H135ZM167 214V215H166ZM176 214V215H175ZM19 215V216H18ZM127 216V219H125V220H123L122 218H126V216ZM174 215V216H173ZM187 215V216H186ZM194 215V216H193ZM209 215H211V216H209ZM237 215V216H236ZM240 215V216H239ZM242 215H244V216H242ZM250 215H253V217L252 216H250ZM29 218H27V217ZM121 216H123V217H121ZM175 216H177V218L178 217H182L181 219H180V222L178 221V222H175V224L174 225H170L171 223H170V218L172 217V218H174ZM236 216V217H235ZM21 217H23V218H21ZM132 217V218H131ZM185 217V218H184ZM212 217V218H211ZM232 217V218H231ZM233 217H234V220H233ZM242 217V218H241ZM248 217H252V218H248ZM163 218V219H162ZM176 218V217H175ZM189 218V219H188ZM192 218V219H191ZM209 218V219H208ZM230 218V219H229ZM248 218V219H247ZM20 221H19V220ZM27 221H26V220ZM153 219V220H152ZM165 219V220H164ZM214 219V218H213ZM236 219V220H235ZM242 219V220H241ZM7 220V221H6ZM9 220V221H8ZM11 220V221H10ZM154 220H157V222L155 223L154 222ZM193 220V221H192ZM231 220V221H230ZM3 221V222H2ZM18 223H17V222ZM84 221V222H83ZM117 221V222H116ZM190 221V222H189ZM212 221V222H211ZM241 221H243V222H241ZM151 222V223H150ZM189 222V223H188ZM213 222H215V223H213ZM225 222V223H224ZM226 222H228V223H226ZM233 222V223H232ZM7 223H9V224H7ZM14 223V224H13ZM120 223V224H119ZM179 223V224H178ZM184 223V224H183ZM200 224H202L201 222H199ZM238 223V224H237ZM241 223V224H240ZM247 223V222H246ZM3 224V225H2ZM12 224V225H11ZM116 224V225H115ZM118 224L119 225H121V226H119L118 227ZM230 224L231 225H233V226H230ZM245 224V225H244ZM248 224V223H247ZM81 225V226H80ZM178 225V226H177ZM185 225V226H184ZM189 227H188V226ZM223 225V226H222ZM237 227H236V226ZM242 225V226H241ZM12 226V227H11ZM59 226H62V225H59ZM126 226V227H125ZM127 226H128V228H127ZM157 226V227H156ZM171 226V227H170ZM174 226V227H173ZM225 226V227H224ZM229 226L231 227V228H229ZM241 226V227H240ZM10 229H8V228ZM184 227H186L187 229H188V231H185V230H187V229H185ZM220 227H219V229H220ZM226 227L228 228V230L226 229ZM55 228V226L53 225H51L50 227L48 226V229H47V227H43L42 228V230L39 228V229H37V230H35V231H33L32 232V234H30V238H31V241L33 242V243H31L30 244V246L33 248V250L35 251H33L31 254H30V257H32V259H33V261L31 260H27V259H22V258H20V256H19V254H17L15 251H13L12 252V256H13V259L16 261V263L17 264H41L42 262H41V251L42 250H44L45 248H46V246H44V239L46 238V237H50V236H53V234H51V233H53L50 229H54ZM56 228H58V227H56ZM77 228H79V230H77ZM171 228V229H170ZM177 228V229H176ZM183 229L184 231H182V232H184V236H179V231H178V229L180 230V229ZM190 228H191V230H190ZM238 228V229H237ZM155 229V230H154ZM163 229V230H162ZM168 229V230H167ZM181 229V230H182ZM198 229V230H197ZM201 229V226H200V230H202ZM239 229H241V230H239ZM8 232H7V231ZM46 230L48 231V233L46 232ZM49 230H50V232H49ZM118 230V231H117ZM122 230V231H121ZM127 230H129V231H127ZM136 230V231H135ZM157 230V231H156ZM180 230V231H181ZM207 230V229H206ZM226 230V231H225ZM6 231V232H5ZM19 231V232H18ZM44 231H45V233H44ZM106 231V232H105ZM156 231V232H155ZM174 231V232H173ZM40 232V233H39ZM57 232H56V234H57ZM103 233V235H102V233ZM116 232H117V234H116ZM123 232V233H122ZM178 232V233H177ZM182 232H180V234L182 233ZM194 232V233H193ZM196 232V233H195ZM4 233L6 234V237H5V235H4ZM47 233V235L45 236V234ZM87 233V234H86ZM98 233V234H97ZM113 235H112V234ZM172 233V234H171ZM43 234V235H42ZM54 234H55V232H54ZM92 236H91V235ZM124 234V235H123ZM153 234V235H152ZM155 234V235H154ZM183 234V233H182ZM186 234V235H185ZM211 234H213V233H211ZM43 237H42V236ZM95 235V236H94ZM194 235V236H193ZM197 235H198V238H196L197 237ZM214 235V234H213ZM45 236V237H44ZM78 236V237H77ZM89 236H91V237H89ZM98 236V237H97ZM172 236V237H171ZM62 237V238H63ZM69 237V238H68ZM86 237V238H85ZM111 237V238H110ZM129 237V239H127ZM185 237H187V238H185ZM189 237V238H188ZM199 237L201 238V239H199ZM208 237V238H207ZM29 238V237H28ZM29 238V239H30ZM44 238V239H43ZM60 238V237H59ZM62 238H60V239H62ZM98 238V239H97ZM130 238L132 239V240H135L136 241V243H134V245L135 246H137L136 248H135V246L132 244V246H128L127 244H126V241L127 240H130ZM179 238V239H178ZM206 238V239H205ZM82 240V242H81V240ZM118 239V240H117ZM123 239V240H122ZM165 239V240H164ZM218 239H220V238H218ZM35 240V241H34ZM117 240V241H116ZM206 240V241H205ZM210 240V241H209ZM119 241V242H118ZM122 241V242H121ZM165 241V242H164ZM167 241H169V245H170V250L169 251H166V250H163L164 248H163V245L167 242ZM182 241V242H181ZM213 241V242H212ZM87 242V243H86ZM108 242V243H107ZM187 242V243H186ZM200 242H202V243H200ZM210 242V243H209ZM42 243V244H41ZM86 243V244H85ZM123 243V244H122ZM208 244V245H206V244ZM83 244V245H82ZM104 244V245H105ZM122 244V245H121ZM125 244V245H124ZM190 244V245H189ZM103 245V246H104ZM108 245V246H107ZM205 247H204V246ZM117 246V247H116ZM119 246H120V248H119ZM125 246V247H124ZM130 248H134V249H136V250H132L131 248L130 249H128V247ZM184 246V247H183ZM123 247H124V249H123ZM209 247V248H208ZM36 248H37V250H36ZM140 248H141V250H140ZM258 248V247H257ZM39 249V250H38ZM100 249V250H99ZM119 249V250H118ZM128 249V250H127ZM139 249V250H138ZM183 249V250H182ZM202 249V250H201ZM264 249V243L261 245V246H259V248L258 249H248L247 251H245V253L247 254V256H249V257H247L246 259H245V255H244V259L243 260H235L234 261V259L233 258H231V256H229V257H227L228 258V260L230 259V264H264V254H262V253H264L263 250ZM97 250V251H96ZM113 250V251H112ZM132 250V252H130V251ZM260 250V251H259ZM94 251V252H93ZM102 251V252H101ZM104 251V252H103ZM128 251L130 252V253H128ZM134 251V252H133ZM142 252V253H140V252ZM259 251V252H258ZM40 252V253H39ZM99 252H101V253H99ZM118 254H117V253ZM126 252V253H125ZM168 252V253H167ZM258 252V253H257ZM262 252V253H261ZM104 253V254H103ZM116 253V254H115ZM119 253H120V255H119ZM127 253H128V255H127ZM131 253H133L134 255H136L135 257H133V255L131 256ZM138 253V254H137ZM208 253V254H207ZM259 253H261V255H259ZM97 254H99V255H97ZM115 254V255H114ZM127 256H126V255ZM206 254V255H205ZM210 254V255H209ZM257 254H258V256H257ZM39 255V256H38ZM118 255L120 256V258L118 257ZM256 255V256H255ZM37 256V257H36ZM112 256H114V257H112ZM122 256H124V257H122ZM203 256V257H202ZM36 257V258H35ZM38 257H39V259H38ZM206 257V259H204ZM233 257V256H232ZM252 257H254V259L252 258ZM262 257V258H261ZM67 258V257H66ZM65 257H64V262H65V260H68V261H70V262H72V259H73V257H71V255H70V257H68L67 259H66ZM70 258V259H69ZM119 258V259H118ZM122 258H123V260H124V263H123V260H122ZM131 258V259H130ZM202 258H203V260H202ZM227 258H226V260H227ZM38 259V260H37ZM109 259H112V260H109ZM114 259V260H113ZM122 261H121V260ZM126 259V260H125ZM130 259V260H129ZM213 261H212V260ZM74 260V259H73ZM109 260V261H108ZM253 260H256V261H254L253 262ZM115 261V262H114ZM225 261V260H224ZM30 262H32V263H30ZM62 262V261H61ZM64 262L62 263V264H64ZM69 262V263H70ZM112 262V263H111ZM121 262V263H120ZM192 262V263H191ZM199 262V263H198ZM229 262H227V261H225V264L227 263V264H229ZM75 263V262H74ZM60 264V263H59ZM81 264H84L83 262L81 263Z\"/></svg>",
  "mask_w": 264,
  "mask_h": 264
}]
</instances>
